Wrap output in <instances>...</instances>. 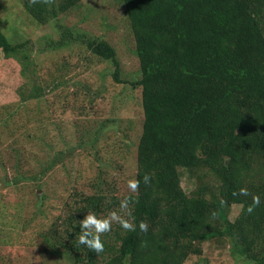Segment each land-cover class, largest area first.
I'll use <instances>...</instances> for the list:
<instances>
[{
	"label": "trees",
	"instance_id": "obj_1",
	"mask_svg": "<svg viewBox=\"0 0 264 264\" xmlns=\"http://www.w3.org/2000/svg\"><path fill=\"white\" fill-rule=\"evenodd\" d=\"M82 1L23 0V7L37 25L52 20L59 25L60 39L51 38L49 49L86 47L110 61L114 81L122 83L120 61L109 42L62 26L60 17ZM122 3L140 60L141 77L133 85L142 89L144 109L137 151L141 183L136 194L125 197L136 231L113 222L101 235L99 253L79 243V224L89 212L118 211L120 199L97 191L73 204L46 241L52 250L73 256L74 264H185L203 254L207 240L226 236L235 258L264 264V0H238L236 11L223 0ZM0 50L24 56L30 69L27 44H13L1 25ZM15 108H0V125H8ZM145 172L153 177L149 185L142 182ZM184 173L193 179L210 174L216 183L199 179L187 193ZM10 183L7 179L6 187ZM241 187L249 195H240ZM254 194L261 206L249 214ZM235 203L242 210L232 222L228 213ZM141 220L148 223L146 233L138 227Z\"/></svg>",
	"mask_w": 264,
	"mask_h": 264
},
{
	"label": "rangeland",
	"instance_id": "obj_2",
	"mask_svg": "<svg viewBox=\"0 0 264 264\" xmlns=\"http://www.w3.org/2000/svg\"><path fill=\"white\" fill-rule=\"evenodd\" d=\"M237 1L223 5L236 11ZM60 18L62 26L115 48L122 83L113 79L114 65L86 47L49 49L51 38L60 39L55 20L37 25L23 0H0L2 30L13 44L26 43L33 56L29 69L24 56L0 50V108L17 109L7 126L0 125V264H74L73 256L46 241L73 204L97 191L120 201L137 192L127 181L137 176L144 122L142 89L133 85L141 65L122 0H83ZM200 175L183 174L187 193L199 179L216 183L212 175ZM7 179L13 183L6 187ZM116 207L127 218V210ZM241 210L242 204H232L228 219ZM231 247L226 236L210 238L203 254L185 264H250L235 258Z\"/></svg>",
	"mask_w": 264,
	"mask_h": 264
},
{
	"label": "clouds",
	"instance_id": "obj_3",
	"mask_svg": "<svg viewBox=\"0 0 264 264\" xmlns=\"http://www.w3.org/2000/svg\"><path fill=\"white\" fill-rule=\"evenodd\" d=\"M151 173L145 172L143 175L142 182L145 185H149L152 182ZM141 181L138 179H129L127 181V187L132 191L136 192L139 188ZM239 194L247 196L249 191L246 187L239 189ZM130 199L125 198L120 201L119 207L122 210L129 209ZM261 206L260 195H252V202L247 205V213H253L258 207ZM135 219L128 213V218L121 216L115 211L110 212L107 216H99L95 212H89L83 220L80 221V234L78 237L81 245H86L87 248L99 253L104 250V242L101 239L103 233L110 232L112 229L113 222H117L120 227L128 231H136V225L132 222ZM138 227L141 232L148 231V223L144 220L139 221Z\"/></svg>",
	"mask_w": 264,
	"mask_h": 264
},
{
	"label": "water",
	"instance_id": "obj_4",
	"mask_svg": "<svg viewBox=\"0 0 264 264\" xmlns=\"http://www.w3.org/2000/svg\"><path fill=\"white\" fill-rule=\"evenodd\" d=\"M3 187H4L3 184L0 183V189L3 188Z\"/></svg>",
	"mask_w": 264,
	"mask_h": 264
}]
</instances>
